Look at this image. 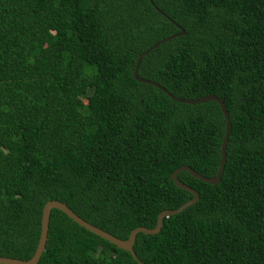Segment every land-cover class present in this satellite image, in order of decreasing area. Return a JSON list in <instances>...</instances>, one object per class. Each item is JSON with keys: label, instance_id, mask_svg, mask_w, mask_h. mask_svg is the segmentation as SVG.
I'll list each match as a JSON object with an SVG mask.
<instances>
[{"label": "trees", "instance_id": "1", "mask_svg": "<svg viewBox=\"0 0 264 264\" xmlns=\"http://www.w3.org/2000/svg\"><path fill=\"white\" fill-rule=\"evenodd\" d=\"M184 30V32H181ZM145 264H264V0H0V256L27 260L67 204ZM36 264H140L53 208Z\"/></svg>", "mask_w": 264, "mask_h": 264}, {"label": "water", "instance_id": "2", "mask_svg": "<svg viewBox=\"0 0 264 264\" xmlns=\"http://www.w3.org/2000/svg\"><path fill=\"white\" fill-rule=\"evenodd\" d=\"M181 32H184V30H181ZM172 37H174V35L163 38V39L157 41L156 43H154L152 46H150L147 50L142 52L136 60L135 67L133 69V76L138 81L149 83V84H152V85L158 87L159 89L164 91L170 98H172L178 102L196 104V103H202V102L213 100L219 104L220 109H221V111L224 115V119H225V132H224V136H223V139L221 142V154H220L221 158H220V163H219V168H218L217 173L213 177H205L187 165H183V166H180L179 168H177L171 174V179L173 180V182L175 183V185L177 187L188 190L189 192H191L193 195L192 198L189 199L188 201L184 202L183 204H181L178 208L166 209V210L161 211L158 214L156 224L153 228L140 226V227H136V228L132 229L126 239H122V238H119L117 236H114L111 233H109V232L93 225L92 223L86 221L85 219L80 217L78 214H76L64 202H61V201L56 200V199L48 200L42 208L40 234H39V239H38V243H37L36 249L34 251V254L27 260L7 257V256H0V264H36L39 261L41 254L45 249V245H46V241H47V235H48V228H49V217H50L51 210L53 208H56V209L63 211L74 222H76L80 226L84 227L85 229L93 232L94 234L110 241L111 243L115 244L118 248L129 251L131 253V255L133 256V258L136 259L140 264H145L144 262L140 261V259L136 256V254L133 250V244L135 242L136 235L139 232H143L145 234L158 233L162 227L164 217H168L170 215L179 213L180 211H182L183 209H185L189 205H191V204H193L199 200L198 191H196L194 188L190 187L189 185L180 182V180L177 178L178 173L180 171H187L191 175H193L194 177H196V178H198L204 182L210 183V184H216L220 180L221 174H222L223 169H224L225 161H226V144L228 142V137H229V133H230V129H231V122L229 119V113L226 109L224 101L215 94H205V95L201 96L200 98H195V99H181V98L173 95L171 92H169L166 88H164L160 84H158L154 81H151L149 79L142 78L138 75V67H139V64H140L143 56L150 49L158 46L159 44L163 43L166 40H169Z\"/></svg>", "mask_w": 264, "mask_h": 264}]
</instances>
